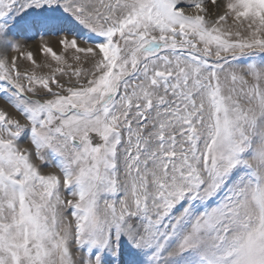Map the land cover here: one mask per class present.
Returning a JSON list of instances; mask_svg holds the SVG:
<instances>
[{"label":"snow or ice","instance_id":"obj_1","mask_svg":"<svg viewBox=\"0 0 264 264\" xmlns=\"http://www.w3.org/2000/svg\"><path fill=\"white\" fill-rule=\"evenodd\" d=\"M0 264H264V0H0Z\"/></svg>","mask_w":264,"mask_h":264}]
</instances>
